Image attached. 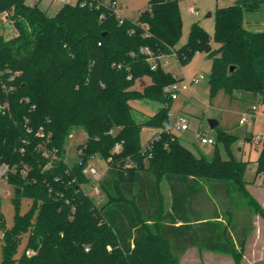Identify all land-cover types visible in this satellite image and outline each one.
I'll list each match as a JSON object with an SVG mask.
<instances>
[{"label": "trees", "instance_id": "16d2710c", "mask_svg": "<svg viewBox=\"0 0 264 264\" xmlns=\"http://www.w3.org/2000/svg\"><path fill=\"white\" fill-rule=\"evenodd\" d=\"M114 1L77 0L51 15L39 1L0 0V15L7 13L11 24L0 35V104L9 105L0 110V168L9 167L15 208L14 225L4 227L1 264H179L197 245L190 210L205 199L214 201L216 220L199 224L214 226L217 235L205 247L242 264L253 219L264 218V209L244 179L248 162L231 151L239 138L220 132L230 155L223 159L217 148L212 161L181 142L164 88L182 79L164 70L162 58L174 55L186 65L203 52L212 60V97L251 92L264 103V32L245 22L264 0L218 8L214 36L195 22L181 46L182 0H149L135 20L122 23ZM145 77L150 83L136 89ZM143 99L162 107L138 121L132 102ZM145 128L156 132L143 144ZM78 129L87 138L78 162L69 164L65 146ZM96 157L108 162L99 180L102 205L84 189L93 182L86 168ZM257 164L264 185V147ZM162 180L173 194L171 211ZM25 199L31 206L23 214ZM178 220L183 224L176 226Z\"/></svg>", "mask_w": 264, "mask_h": 264}, {"label": "rangeland", "instance_id": "374dc122", "mask_svg": "<svg viewBox=\"0 0 264 264\" xmlns=\"http://www.w3.org/2000/svg\"><path fill=\"white\" fill-rule=\"evenodd\" d=\"M28 4L34 5L39 0H26ZM118 2V12L120 15L135 20L139 12L148 7V0H116ZM237 0H182L180 2L184 27L183 35L179 46L188 41L193 23L199 22L206 31L213 37L216 24V11L218 8L229 7L234 5ZM53 2L51 15L55 10L63 5L61 0H40V6L48 9L49 4ZM77 0H69L68 3L75 4ZM195 9L196 13L192 12ZM8 26H6L7 28ZM5 24L0 23V35L5 32ZM8 35V34H7ZM164 70L171 74L177 75L183 81H192L194 78H200L198 84H194L191 90L180 93L179 99L172 102L170 108L171 126L175 116L179 114L184 117L188 124L189 130L182 131L173 128V132L178 135L181 142L193 151L197 156H204L208 161L214 159L215 151L220 150L223 159H228L230 151L223 142L218 140L220 132H228L237 136L238 141L231 145V151L239 159L248 162L244 179L248 183L255 181L258 171L256 164L261 151L264 147V103L259 97L251 92H242L229 95L221 90L216 96L212 97L210 92L209 81L212 72V60L205 53H195L191 61L182 65L174 55L162 58ZM150 83V79L145 77L139 80L135 86L136 89L143 90ZM135 108V118L138 121L145 119L144 115H153L160 107V103L143 99L132 102ZM255 107V110L253 108ZM246 118L244 123L241 120ZM209 120H216L218 126L214 129L210 127ZM156 132L155 129H144L142 132V143L146 144L149 140L150 133ZM200 134L215 139V145L203 144L200 141ZM76 136L75 138H71ZM84 130L78 129L73 131L66 143V162L73 164L78 162V147L86 141ZM90 166H93L97 172L93 174ZM108 170V162L99 157L94 158L86 168V174L93 177V182L84 186L85 191L102 205L106 202V195L99 199L95 187L101 190L99 180ZM165 180L160 183L163 204L165 207V195L163 193ZM14 190L11 185L0 179V264L2 262V247L4 227L11 228L14 225L15 208L12 203ZM261 205V203H259ZM31 206L30 200H23L21 212L26 213ZM264 209V207L261 205ZM255 231L252 235L249 246L245 244V251L249 249L248 259L255 258L259 264H264V218L261 215H255ZM27 238L22 243L17 254L20 258L26 249ZM244 252V256H245ZM234 259V258H233ZM244 259V257H243ZM242 259V263H243ZM189 260V258L187 259ZM235 261V260H234ZM181 263V258L179 259ZM188 264H193L190 259Z\"/></svg>", "mask_w": 264, "mask_h": 264}, {"label": "crops", "instance_id": "0c3cea01", "mask_svg": "<svg viewBox=\"0 0 264 264\" xmlns=\"http://www.w3.org/2000/svg\"><path fill=\"white\" fill-rule=\"evenodd\" d=\"M40 2V0H39ZM64 3V2H63ZM53 2L49 4L46 9V11H51ZM58 7L55 10V13L62 7ZM41 7V6H40ZM41 9H43L41 7ZM45 10V9H43ZM54 13V14H55ZM52 14V15H54ZM245 22L246 26L250 31L253 32H264V6L261 8L259 12H247L245 13ZM10 23L5 24V30H9L10 28H6V26H9ZM162 107L160 105L159 109ZM158 109V110H159ZM157 110V111H158ZM156 111V112H157ZM179 115V114H177ZM176 115V116H177ZM150 116V115H147ZM175 116V117H176ZM188 123V122H187ZM189 125V124H188ZM189 130V128L187 129ZM187 130H182V131H187ZM153 133V132H151ZM150 133V136H151ZM178 136V135H177ZM76 136H73L71 138H75ZM150 139V137H149ZM257 164V162H256ZM258 166V164H257ZM165 187L163 190V193L165 195V209L171 211L172 210V204H173V194L170 188L169 183L165 180L164 181ZM250 193L258 200L259 203L264 207V185H263V175H258L255 179L254 182L249 183L247 185ZM214 201L210 202V199H205V200H195L194 203V208L191 211V214H199L200 212L205 215L203 220H197L195 216H192V225L195 226V231L192 232V235L194 237V240L196 241L197 245H193L189 247L184 255L181 257V263L182 264H188V262L193 260V264H235V261L231 255H227L224 253H221V250L217 249H211L209 247H205V245H214L216 244L217 240V235L215 232V227L212 226H201L199 223L202 222H210V221H215V208H214ZM255 218L253 219V225L254 228L251 231L250 235L247 238L246 244L249 246L250 239L252 235L254 234L255 231ZM219 221H222L225 224V221L222 219H219ZM183 222L182 220H178L176 223V226L182 225ZM221 239V238H220ZM224 240V239H223ZM225 241V240H224ZM234 241L236 243V238L234 237ZM218 244L220 245V248H224V244L222 243V240L218 241ZM179 245V244H178ZM251 252H249V249L245 251V256L243 259L242 264H259L255 258H252V260L248 259L247 256L250 255ZM189 258V260H187Z\"/></svg>", "mask_w": 264, "mask_h": 264}, {"label": "built area", "instance_id": "2783aa9c", "mask_svg": "<svg viewBox=\"0 0 264 264\" xmlns=\"http://www.w3.org/2000/svg\"><path fill=\"white\" fill-rule=\"evenodd\" d=\"M61 1L64 3H68L69 0H61ZM112 5H113L114 9L116 10V14H117L120 22L122 23L127 17H124V16L119 14V12H118V5L119 4L117 1H114L112 3ZM192 12L196 13L195 9H192ZM1 22L3 24L8 23V14L7 13L0 15V23ZM152 68L156 69V65H153ZM200 80L201 79L198 77L194 78L192 81H183V79H182L181 81H179L177 83L165 86L164 93L167 94V96H169L173 101L178 100L181 92L191 90L192 86L194 84H198L200 82ZM7 107H9L7 102L5 104H0V110H2L3 112H6ZM253 110H255V107L253 108ZM245 121H246V118H243L241 120V123H244ZM173 128H176L178 130H187L189 128V125L187 123V120L184 117L177 115L174 119L173 124H172V129ZM41 131H42V129H41ZM110 134H114V131L111 130ZM151 135H152V133H151ZM200 141L203 144H207V145H215L216 144L215 139H213L211 137H206L205 134H200ZM115 150L120 151L121 145L117 144L115 147ZM90 169H91V172L93 174H95L97 172V170L93 166H90ZM8 172H9L8 166H4L3 168H0V179H3L6 182V175ZM95 189H96L97 193L100 194L99 189L97 187H95Z\"/></svg>", "mask_w": 264, "mask_h": 264}, {"label": "water", "instance_id": "95a60500", "mask_svg": "<svg viewBox=\"0 0 264 264\" xmlns=\"http://www.w3.org/2000/svg\"><path fill=\"white\" fill-rule=\"evenodd\" d=\"M11 27V24H9L8 28ZM234 68H232L231 70L233 71ZM209 124H210V127L212 129L216 128L218 126V122L216 120H209Z\"/></svg>", "mask_w": 264, "mask_h": 264}]
</instances>
